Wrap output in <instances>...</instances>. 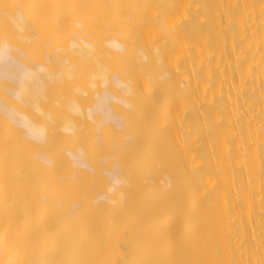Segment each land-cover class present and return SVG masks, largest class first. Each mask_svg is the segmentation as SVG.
I'll return each mask as SVG.
<instances>
[{"label": "bare ground", "instance_id": "bare-ground-1", "mask_svg": "<svg viewBox=\"0 0 264 264\" xmlns=\"http://www.w3.org/2000/svg\"><path fill=\"white\" fill-rule=\"evenodd\" d=\"M0 264H264V0H0Z\"/></svg>", "mask_w": 264, "mask_h": 264}]
</instances>
